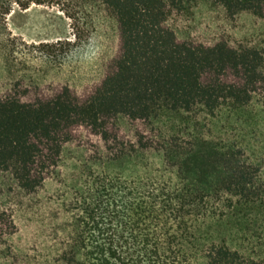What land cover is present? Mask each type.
Returning <instances> with one entry per match:
<instances>
[{"label":"trees","instance_id":"16d2710c","mask_svg":"<svg viewBox=\"0 0 264 264\" xmlns=\"http://www.w3.org/2000/svg\"><path fill=\"white\" fill-rule=\"evenodd\" d=\"M54 1L0 23V264H264V0Z\"/></svg>","mask_w":264,"mask_h":264},{"label":"rangeland","instance_id":"374dc122","mask_svg":"<svg viewBox=\"0 0 264 264\" xmlns=\"http://www.w3.org/2000/svg\"><path fill=\"white\" fill-rule=\"evenodd\" d=\"M40 1L42 4L32 3L26 9H22L15 3L0 7V23L5 17L7 30L26 42L47 43L60 38H72L70 21L59 11L55 1ZM192 2L194 18L201 20L206 18L207 14L210 15L209 6L205 5L204 0ZM6 9H10V12L4 16Z\"/></svg>","mask_w":264,"mask_h":264}]
</instances>
